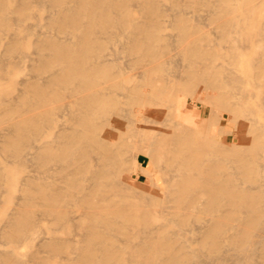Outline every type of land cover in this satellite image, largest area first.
<instances>
[{
    "label": "bare ground",
    "instance_id": "1",
    "mask_svg": "<svg viewBox=\"0 0 264 264\" xmlns=\"http://www.w3.org/2000/svg\"><path fill=\"white\" fill-rule=\"evenodd\" d=\"M171 1L177 28L183 36L193 34L189 22L199 19H186L187 6ZM233 1L191 0L189 5H206L227 41L233 43V35H240L238 52L226 55L233 64L243 51L263 47V53L250 60L251 69L239 76L218 71L212 63L223 56L202 51L200 46L211 40L199 34L183 49L196 57L192 67L175 76L169 68L174 77L168 75L164 82H183L191 90L203 83L200 95L231 112L221 114L223 123H243L247 114L264 110V20L240 17ZM135 7L143 10L144 19ZM48 8V15L41 14ZM164 13L162 0H0V141L20 170L30 159L39 171L20 177L16 169L0 168V194L15 207L11 214L0 210V221L8 219L0 225V237L11 247L0 251V264H255L260 251L264 258V170L259 164L264 157L259 155L264 149V117L249 125L255 145L251 149L239 146L238 140L233 147L216 146L215 136L203 135L205 125L186 123L181 101L172 120L155 108L164 97L155 84L143 88L114 80L124 72H114L116 60L104 54L110 44L119 49L109 56L136 53L141 61H151L143 66L145 72L161 67L162 50L172 45L161 34ZM27 19L36 22L29 25ZM12 23L18 29L9 33ZM40 27L52 32H39ZM29 45L36 46L37 58L29 65L35 79L18 82L16 88V69L25 67ZM257 79L253 93L246 83ZM253 99L251 106L242 108ZM29 106L31 115L25 117ZM211 112L214 117L215 109ZM60 114L65 124L59 123ZM131 143L156 151L157 160L167 164V176L152 180L161 194L153 201L156 209L125 194L124 155ZM133 163L150 173L139 156ZM136 169L130 175L134 180L140 178ZM13 188L22 192L20 197ZM35 206L44 220L55 224L42 242L50 254L47 259L33 245ZM71 231V237L62 236ZM184 236L189 237L186 242L175 240ZM23 246L30 251H19ZM224 246L236 254L222 257ZM62 253L67 256L62 258ZM206 254H215L218 261L203 260Z\"/></svg>",
    "mask_w": 264,
    "mask_h": 264
},
{
    "label": "rangeland",
    "instance_id": "2",
    "mask_svg": "<svg viewBox=\"0 0 264 264\" xmlns=\"http://www.w3.org/2000/svg\"><path fill=\"white\" fill-rule=\"evenodd\" d=\"M187 8L184 11V17L186 19L192 20L194 18L199 19L198 21H190V25L194 27V31H192L193 34L183 36L179 29L177 28V22L174 20V9L172 5L171 0H162V9L165 10V13L163 15V19L165 22V27L161 31V34L164 35L169 41L172 42V45L167 47L166 49H163L162 51L165 52L163 57L160 58L159 60L161 61L162 65L160 68H156V70H149L147 72L144 71L143 66L145 64L150 63L151 61H141L138 59L136 53H125V54H119L118 56H109L114 50L119 47L114 44H110L106 47L104 54L107 56L109 59H114L116 60V64L114 67V72L118 73L120 72L119 69H123L122 71L124 72L122 75H115L114 80L124 82L127 85H132V86H138V87H146L148 83H153L155 84L156 87L160 88L162 90V93H158L159 95H164L163 98L160 99L162 105L155 106V108H158L159 110L163 109L164 113L168 114L170 119L172 120L174 118L173 112H174V107L181 101V104L183 105L182 111H183V117L186 120V123L189 125H195V128H200L201 126L204 127L203 135L204 136H215V144L216 146H220L222 144L226 146L233 147L234 146V141L238 140L239 146H245L247 149H251L255 145L253 144L252 140V131L249 130V125L252 120H257L259 117H264V110L262 107L257 109V112L255 114H247L244 119L245 122L242 123L241 119L236 121H226V123H223L220 118L221 114H229L231 115V112L228 110H224L222 108L217 107L212 103L210 100L206 99L205 97L201 96L200 93L203 91L205 88V85L203 83H198L195 85L194 88L189 89L186 85V83L183 82H176L175 84H172L170 86H166L164 83L166 79H168V75L170 78H173L175 75H185L186 71L192 67V63L196 61V57L193 54H187L183 52V49L194 42L196 39L197 35L199 34H205L207 35L211 42L209 44H204L200 46L201 50H205V52H215L217 54L222 55L223 57H216L214 59V62L212 64L216 65L218 68L217 70L220 71L222 69H227L228 71L232 72L233 75H243L245 71L251 69V62L253 57H258L263 53V47L258 46L256 49H251L247 51H243L241 55V60L236 63H232L226 55L231 54L232 52L237 51L238 45H240V35L234 34L233 35V43L227 41L224 38V34L222 29L218 26L217 22L214 20V17L210 15V12L208 10V7L204 4H199L198 9H194L191 7L189 4L191 3V0H181ZM234 6L238 7L236 12L240 17H246L247 15L254 16L256 19L259 18V16H262L264 20V3L262 0H234L233 1ZM134 5V4H133ZM135 6V5H134ZM247 8H252L255 7L254 9H246ZM170 8V9H169ZM244 8V9H243ZM137 10V16L140 19H144L146 17L145 13L143 10L139 7H135ZM260 10V11H259ZM49 11H51L50 8L45 9L41 11V14L44 16L48 15ZM36 13H39L37 9H35ZM172 15V16H170ZM195 15V17H193ZM202 15V16H201ZM170 16V17H169ZM198 16V17H197ZM205 16V17H203ZM202 18V19H201ZM206 18V19H205ZM34 20V19H33ZM32 19H27L26 23L29 25H32L36 22V20L33 21ZM33 21V22H32ZM206 23V24H205ZM207 25V26H205ZM210 28V29H209ZM18 29V26L15 23H12L9 27L8 32H14L15 30ZM39 32L43 33H50L52 32L50 29L46 27H40L37 28ZM6 31V30H5ZM7 32V31H6ZM11 33V34H12ZM55 33V32H54ZM57 34V33H56ZM215 38L217 40L215 41ZM237 38V39H236ZM228 42V43H227ZM218 43V44H217ZM114 45V46H113ZM29 45V52H30V57H28L26 60L25 67L22 69H16L17 72L20 74L17 76V87L20 86L18 82H22L25 79H35L33 78V71L31 67L29 66L32 59L37 58V55L35 54L36 51V46L35 45ZM34 50V51H33ZM238 52V51H237ZM173 54V55H172ZM225 55V56H224ZM254 55V56H253ZM191 57V58H190ZM177 62H176V61ZM159 61V63H160ZM175 61V62H174ZM158 62V61H157ZM181 62V63H179ZM182 65V67H181ZM184 66V67H183ZM224 66V67H223ZM122 67V68H121ZM166 67V68H164ZM171 68V70L169 69ZM179 69V70H177ZM172 73V76L170 72ZM177 70V71H174ZM166 72V73H165ZM176 74H174V73ZM178 72V73H177ZM126 73V74H125ZM21 75V76H20ZM124 75V77H123ZM20 76V77H19ZM127 76V77H126ZM19 77V78H18ZM143 78V80H141ZM20 80V81H19ZM32 80V81H33ZM104 80V81H103ZM102 80V83H105L104 85H107V81L105 79ZM260 79L254 80V81H248L246 83L247 87L253 91V93H256V89L254 88V84H257ZM126 81V82H125ZM133 81V83H132ZM256 81V82H255ZM152 84V85H153ZM169 91V92H168ZM17 94V93H15ZM154 94V93H153ZM157 94V93H155ZM202 97V98H199ZM253 98V97H252ZM177 102V103H176ZM255 100L253 99L252 101H249L248 103L243 104V109L246 107L251 106ZM214 105V106H213ZM161 107V108H160ZM215 109L216 114H214V117H211V111L212 109ZM29 109L30 106L28 107L27 113L25 114V117H28L29 115ZM232 117V116H231ZM248 118V119H246ZM199 120H200V125H199ZM202 120V121H201ZM250 120V121H248ZM60 124H65L64 117L62 114H60ZM193 123V124H192ZM222 123V124H221ZM170 124V123H169ZM226 124V125H225ZM245 125V126H243ZM258 126V125H257ZM201 127V128H202ZM256 128V127H255ZM2 132V127L0 126V133ZM235 137V138H234ZM245 139L248 143L243 144L242 140ZM135 145V146H134ZM3 146L4 142L0 141V168L6 169L7 170H18L20 171V177H23L25 174H31V175H37L38 174V167L37 163L28 160L27 166L25 169L22 171L19 169V165L15 162L14 158L8 156L5 154L3 151ZM237 146V147H239ZM237 147H234L237 149ZM139 152H138V151ZM261 152V153H260ZM259 152L260 156H264V149H262ZM95 157L96 153L92 154ZM125 158H127L128 164H127V171L125 173V180L127 179V191L125 194L129 195L131 197V200L133 202H141L144 205H149L152 206L153 208L156 207V202H153L155 199L161 196L159 193V188L152 182L153 178L156 177L160 181L163 177L167 176L166 174V163L165 161L157 160V152L153 151L152 149L143 146L142 144L139 143H131L127 145L125 149ZM140 157L141 162L145 167H147L150 171L148 172H143L141 169H136L134 165V160L136 157ZM97 160L98 158H94ZM153 162L151 163V161ZM8 163V164H7ZM159 163V165H158ZM11 164V165H10ZM14 164V165H13ZM262 170H264V157L263 160L259 162ZM52 167V165H51ZM54 167V166H53ZM138 174L140 178L138 180H134L131 176L133 173ZM134 170V171H133ZM157 172L155 174L154 172ZM130 171V173H129ZM152 171V172H151ZM57 175V174H56ZM131 175V176H130ZM153 176V177H152ZM12 180H16V177H13ZM162 184V183H161ZM164 186V185H163ZM25 191L28 193L29 192V187L25 186ZM13 192L15 193L16 197H20L22 192L18 189L16 190L13 188ZM4 191V190H3ZM4 193L2 192L0 194V203L1 205V213L4 211L7 214H11L14 212V205L10 204L7 199L6 195L4 196ZM140 198L142 200H140ZM149 199V202H148ZM18 200H16V203ZM5 203V205L3 204ZM8 204V205H7ZM153 204V205H152ZM12 205V206H11ZM171 205V204H169ZM32 211H34V219L37 220V227L34 229V241L33 245H35L34 249L35 251L38 252L39 256L43 259L50 258V254L47 252V250L42 246V242L50 237L51 229L55 228L54 222L44 220L42 218L41 214V209L38 206L32 207ZM10 210V211H9ZM4 212V213H5ZM10 212V213H9ZM8 219H4L0 221L1 226H5L7 223ZM5 222V223H4ZM40 222V223H39ZM39 228V230H38ZM170 229H173V226H169ZM38 230V231H37ZM44 230V231H42ZM50 230V232H49ZM44 233L42 235V233ZM75 232L71 231V233L68 234H63L62 236L66 237H71ZM40 237V238H38ZM37 238V242H36ZM189 239V237H177L175 240L180 243V242H186ZM184 240V241H183ZM6 240L2 237H0V251H6L10 249L11 247L5 243ZM39 244V245H38ZM202 247V246H201ZM19 251H22L23 253H28L30 251L29 246H23L22 248L19 249ZM207 252V250H206ZM220 254L222 257H232V255L236 254V251L234 250H229L227 246H224L220 251ZM228 252V253H227ZM208 254L210 253L207 252ZM261 251L258 252V254L255 256L253 262H256L255 264H264V258L261 255ZM208 254L203 256V260L207 262H217L218 261V256L215 254L209 255ZM226 254V255H225ZM67 253H62L61 257H66ZM71 258L75 259L77 257L76 253L70 254ZM215 259V260H213ZM224 264H235L234 261L228 260L223 262ZM222 263V264H223ZM254 264V263H253Z\"/></svg>",
    "mask_w": 264,
    "mask_h": 264
}]
</instances>
